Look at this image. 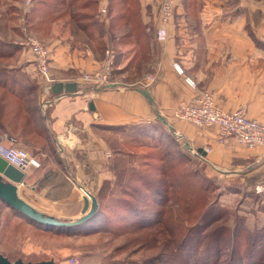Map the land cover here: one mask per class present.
<instances>
[{"label": "crops", "instance_id": "obj_1", "mask_svg": "<svg viewBox=\"0 0 264 264\" xmlns=\"http://www.w3.org/2000/svg\"><path fill=\"white\" fill-rule=\"evenodd\" d=\"M46 1L58 16L41 36L50 51L52 82L39 79L28 55L20 70L35 81L24 87L26 109L44 135L23 144L40 166L13 185L18 201L55 220H80L92 209L90 204L83 212L85 198L96 199L103 181L113 180L108 137L124 141L130 131L150 129L154 138L161 130L157 114L177 141L210 150L202 159L220 184L264 183V146L247 148L233 139L220 144L215 127L200 128L172 115L197 93L185 75L198 91L212 94L217 109L241 110L264 126V0H175L164 38L156 36L153 0H109L105 17L90 0L55 6ZM92 14L99 29L86 18ZM108 47L115 52L109 83L83 82L82 74L101 67ZM140 90L148 91L150 101ZM0 143H10L6 134Z\"/></svg>", "mask_w": 264, "mask_h": 264}, {"label": "trees", "instance_id": "obj_2", "mask_svg": "<svg viewBox=\"0 0 264 264\" xmlns=\"http://www.w3.org/2000/svg\"><path fill=\"white\" fill-rule=\"evenodd\" d=\"M43 1L46 0H34L28 16L31 28L37 32L42 30L43 26H49L58 19L57 10L47 9ZM75 1L77 0H70L69 3ZM46 2L54 6L57 3L65 4V0ZM89 2H92V6H96L99 0ZM86 18L92 19L93 24L96 25L93 14ZM6 47V43L0 42V57H9L15 53L16 47L13 50H5ZM27 95L28 90L11 76L8 70L0 69V138L4 133L7 139L32 145L34 136L44 135V131L36 127L33 116L26 109ZM158 127H164L160 120H158ZM152 132L150 129L130 132L131 134L124 141H119L116 136L108 137L109 147L117 148L114 150V155H121V157H115L108 166L115 178L113 181H103L96 197L97 206L92 207V212L78 223L67 226L47 225L31 220L7 205L8 208L15 214L14 216L39 231L60 235L105 234L112 238H128L134 235L133 241L137 244L143 242L142 246L159 249L161 259H171L187 251L186 254L190 259L183 260L184 262L180 264H219L224 243L222 244L214 236L215 231H211L209 240L204 245L195 241L197 239L195 233L204 225L202 221L206 220L204 227L214 221L211 220L215 213L211 206L205 209L206 212L199 216L197 222H193L194 218H192L200 205L203 207L206 205L207 192L202 190L203 188H197L193 182H186L192 180L187 178L189 174L183 170L186 167V163L183 164L185 157L176 152L180 144L170 133L171 130H160L154 138ZM122 148L135 150L153 148L160 151L162 155L158 156V160L163 166L158 167L152 164L151 161L155 159L150 153L142 155L125 152ZM183 148L190 150L185 148L184 144L180 149ZM164 155H167V158ZM149 168L158 172L157 177L148 176ZM262 185L264 188V183ZM261 196H264V192ZM181 197L186 198L185 201L176 205ZM260 203H262L261 200ZM236 230L239 229L236 227ZM244 231L247 232L241 233L247 240L245 255L231 246V250H228V262L225 264H255L256 257L264 251L261 242L264 230ZM182 233L183 238L179 242ZM144 237L147 239L144 240ZM258 259L257 264H260V258ZM138 264L152 263L150 260H145ZM162 264L171 263L164 260Z\"/></svg>", "mask_w": 264, "mask_h": 264}, {"label": "rangeland", "instance_id": "obj_3", "mask_svg": "<svg viewBox=\"0 0 264 264\" xmlns=\"http://www.w3.org/2000/svg\"><path fill=\"white\" fill-rule=\"evenodd\" d=\"M33 2L34 0L31 1L30 7H25V0H0V42L7 44L5 50L17 48H15L16 51L12 56L0 57V69L8 70L11 76L15 77L19 83H22L23 87H29L35 80L32 81L30 78L32 73L27 74L20 70L27 57L31 55L27 48H23L17 43L28 36L42 42L49 50L41 36L49 31L51 24L43 26L42 30L37 32L31 28L28 22ZM24 18L26 24L22 23ZM96 27L98 28L97 25ZM31 60L34 63L32 57ZM34 66L37 69L39 79L42 81L38 66L35 63ZM161 130L164 131L165 129L161 128ZM130 132L128 134H131ZM128 134L122 135V137H128ZM18 143L20 144L19 146L15 142L17 147L23 148L28 152L23 143ZM178 143L180 148H182L183 142L178 140ZM180 148L176 149V152L185 157L183 164L186 163V167L183 170H186L189 174L187 178L192 180L186 182H193L197 188H203L202 190L208 194L206 205L204 207L200 205L192 215V218H194L193 222L198 220L199 216H202L206 212L205 209L209 206L215 212L211 219L214 220L211 222L212 225L210 223L204 227L206 220L202 221L203 227L195 233L197 234L196 243L200 242V244L204 245L209 240L211 231H215L214 236L222 244L224 243L222 246L223 254L219 264L228 262V250H231V246L245 255L247 240L244 239L245 235H242V233L247 231L244 230H264V196L255 192V188L262 184L245 185L242 183L236 184L237 182L220 184L217 181V173L204 163L205 159H202L203 157L196 153L195 148H190L189 151ZM115 149L117 148H109L110 164L115 157H121V155H114ZM122 149L125 152H135L142 155L150 153L151 157L155 159L151 161L153 162L152 164L158 167L163 166L158 160V156L162 155V152L153 148H141L139 150L133 148ZM164 156L167 158V155ZM147 170L148 176L157 177L158 172H154L150 168ZM112 175L114 180L115 176L114 174ZM190 193L191 191L189 190L188 194L190 195ZM185 199L181 197L180 202L176 205L182 204ZM260 200L262 203H260ZM14 215L6 204L0 202V253L14 264H138V262L145 260H150L152 264H162L164 260L170 261L171 264H180L186 259H190L188 258L189 255L186 254L187 251L183 255L179 254L171 259H161L159 249L142 246L141 243L143 242L137 244L133 241L134 235H130L128 238H112V236L105 234L60 235L36 230L30 224ZM236 227L239 230H236ZM157 237H159V233H157ZM182 238L183 233L179 242ZM146 239L144 237V240ZM261 242L262 248H264V237ZM177 244L179 243L177 242ZM258 258H260V264H264V251L256 257V260H254L255 264L258 263Z\"/></svg>", "mask_w": 264, "mask_h": 264}, {"label": "built area", "instance_id": "obj_4", "mask_svg": "<svg viewBox=\"0 0 264 264\" xmlns=\"http://www.w3.org/2000/svg\"><path fill=\"white\" fill-rule=\"evenodd\" d=\"M31 1L25 0V7H30ZM153 2L157 6L156 36L164 38L166 36L165 26L170 24L174 18L175 0H153ZM98 3L99 15L105 17L108 13L109 0H99ZM22 23L26 24L25 18L22 19ZM17 44L28 49L34 63L38 66L42 79L48 83L52 82L48 64L50 51L47 47L42 42L28 36ZM114 59L115 52L113 48L108 47L101 67L93 72L82 74L81 80L94 86L108 84ZM173 69L179 75H184L180 64L174 63ZM184 82L197 93L188 102L181 103L174 109L172 113L174 119L200 128L215 127L217 129V142L220 144H227L233 139L247 148L264 146V126L262 124L247 118L241 110L232 113L222 112L215 107L212 94L206 90L198 91L197 84L191 77L184 75ZM205 151L208 153L210 150L206 149ZM0 157L24 174L29 169L40 166L34 156L25 149L17 147L12 139L9 145L0 143ZM263 191L262 185L255 188L256 194H262Z\"/></svg>", "mask_w": 264, "mask_h": 264}, {"label": "water", "instance_id": "obj_5", "mask_svg": "<svg viewBox=\"0 0 264 264\" xmlns=\"http://www.w3.org/2000/svg\"><path fill=\"white\" fill-rule=\"evenodd\" d=\"M111 86V85H108ZM147 100L150 101V96L147 90H140L139 91ZM92 109V104L89 105ZM157 118L165 125L166 121L164 118L159 116L157 114ZM170 128V126H168ZM171 130V128H170ZM184 147L187 149H190L187 143H184ZM196 153L200 154V156L205 157L206 151L203 150V148H198L195 150ZM25 174L15 168L14 166L8 164L4 159L0 157V202H3L4 204L8 205L10 208H13L22 214H24L26 217L30 218L31 220H34L39 223L47 224V225H53V226H67L74 223H78V221L82 220L86 217V215H89L92 212V209L83 216L80 220H77L75 222H63L60 220H55L51 217L40 215L35 213L31 208H29L26 204L21 203L18 201L15 197V187L13 185L22 183L24 179ZM92 205V207L97 206L96 199L94 197H87L84 200V208L83 212L85 213L87 211V208L89 205ZM0 264H14L9 262L5 257H3L0 253ZM21 264V263H20Z\"/></svg>", "mask_w": 264, "mask_h": 264}]
</instances>
